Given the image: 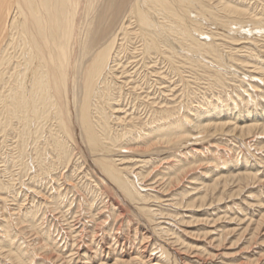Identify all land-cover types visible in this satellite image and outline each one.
I'll list each match as a JSON object with an SVG mask.
<instances>
[{"label":"bare ground","instance_id":"bare-ground-1","mask_svg":"<svg viewBox=\"0 0 264 264\" xmlns=\"http://www.w3.org/2000/svg\"><path fill=\"white\" fill-rule=\"evenodd\" d=\"M232 1L231 0L230 1H228V0H0V133H2L5 136L4 142H7V140L9 141V136L8 135H12V136L14 135L17 138V142H18L17 147L19 148V151H18L19 154H17L18 152L16 154L19 155L17 157H20V160H21V159H24V157L26 155V147L27 148L29 147L28 141H30V139H31L32 142H33V144L31 142L32 150L34 151V153H33L34 157L33 156L32 157L37 162L36 164H38V167L45 173L46 172L50 173L52 171V169H55V168H53L54 167L53 164H54V160L56 158L58 159V160L56 159V161H58L60 163V166H62L61 164H65V166L68 165V163L71 162L75 146H77L76 144L79 143L86 150L88 155L91 156L89 158H93V160L95 161L93 163H95V165L98 167L99 171L102 173L101 174V176L103 175L102 178L103 177L107 178L104 181L108 180L109 183L111 184V186L113 185L112 188H114V185H115L121 191V194L123 195V198H125L126 200H129L130 202H134V203L135 202L138 203L140 201L145 202L146 201V195H144L142 191H144V190H146L147 188H150V187L148 186L146 189L141 190L140 184H139V186L137 184V183L140 182V180L143 179L142 177H145V176H142L143 175V171L142 170L141 171H137V169H135L139 165L138 166L136 165V167H134L133 169L130 167L131 165H129L130 168H128L126 164H125L126 165L125 167L121 166L122 164H119L117 161L120 160L122 162H126L125 158H127V157L129 158V156L125 157L123 155V158L119 159V160H117L116 157H113V155H115L113 153L117 151L116 150L117 146H119L121 148V147H124L123 145H127L126 147H128V145L133 143L132 140H134V142H135V140L137 141L138 137L139 138L141 137V139H140L141 142L143 144H145V146L147 145L146 147L148 149L153 147V145L154 146L155 145H161V144L164 145L163 143H171V146H172V144H174V143H176L177 141H180V140H183V142L184 141L186 142V140H184V138H186L187 135H189V137L192 136L190 134V132H189V129L191 131V128H189V125H194L193 128H195L196 129L195 131H197L199 134H203L204 131L211 130V128H212V130H213V128L219 129V130H224L225 127L228 129L227 132L235 134L236 133L235 130H237L239 128L236 127V128L233 129L231 126H233L235 122L234 123L231 122V119L228 120V117L231 118L233 116L234 117L233 119H235V118L238 119L239 118L241 121L246 122V120L249 121L248 119H249L250 116H248V114L243 111V110H246V109H244V107H243V110L241 109L243 112H241L240 110L238 111V109H237L238 112L236 111L237 113H235L234 111L230 112L231 110L234 109L233 107L230 108V106H233V105L235 106V104L237 103L236 100L234 98L229 99V100H232V103L229 102L230 104L228 103L229 104V107H228L227 100H225V98L227 96L224 98V97L221 96V94H219L218 96L212 95L213 98L210 96L211 99H210V97L207 98V100L209 99L208 101L211 100L212 102H216L214 105L212 104V102L208 103L207 100H206L207 102H204L205 101L204 100L203 101L204 103L202 102L203 104H199L200 103L199 102V103L195 104V105H198V106L191 108V109L200 108L199 115L197 113L193 114V112L191 114H189L191 109L189 110L188 109L189 107H188L187 109H188L189 112H186V114L182 115L180 112H178L182 116H180V117L176 116L177 120L165 121L166 118H170L169 116L172 115V114H170V115L168 114L169 107L164 108L165 106L168 105L167 104V105H165L163 107L164 109L161 108L160 111L157 110L156 114H154L155 111H156L155 110L153 112V114L151 115V119L149 120L150 122L149 121L146 122L147 123L146 125L149 126V128H146V129H148L149 132H146V133L142 132V134H141L140 131L143 130V129H141V130L137 129V130H139L140 134H137V133L133 134L131 128L128 131L127 130L126 131L118 130L119 127L117 128L115 126V124L119 123V122L115 121V123H114L115 117H113V116L115 115L114 113H118L119 114V112H121V109H123V108H118V106H117V105H119L118 104L119 100H118V96L117 95H118L119 92L120 93L122 92V88H123L120 85L121 82L119 80H121L120 78H125L127 76L128 72H130L128 70V68H129L128 65L132 62L130 60V59H132V57L135 58V59L138 58L139 59L138 63H139V61H141V63H144L145 68L148 70L149 68H151V66L148 65L147 60L148 61L151 60L153 58L152 56L154 54H157L158 57H160L162 60H164L167 63H169V67H170V64H171V66L173 67L172 69L175 70L174 72H177L182 77H183V74H181V73H183L186 70V66H187V68H189L190 71H193V72H196V71L197 72H199V71L202 72L204 70H205L204 72H206V73H207V71L210 72V73H208L209 74L208 76H210V80L212 81L214 87L215 86L217 87L219 85L220 86L226 85L227 83L225 84V82L229 78H228V76H226V73H227L226 70H225L226 73H224L223 70L227 69L228 66L231 67L232 65H230L227 62V60H229L228 59L229 56L227 57V54L224 53V51H226V50H223V49L226 48V47L224 48V46H223L225 43L224 42H223L224 44H222V42H221V44L218 43V40H220L219 37H221V38L223 37V39H225L227 37L226 40L228 39L231 42L237 43L240 39L238 40L237 38L235 39V37H233V36L231 37V35H233V34L230 33V30L234 31V30H239V29H245L247 32H249L247 34L252 33V35L253 34H258L259 30H260V33L262 32L261 30H263V32H264V21H263L262 18H260V17L258 18L256 15H253L255 13H253V10L251 11L250 8H246L245 6H239L237 4H234ZM249 3H248V6H249ZM252 7H254V6H252ZM245 20H247V21H245ZM234 25L237 26V28L232 29V27ZM226 29H228L229 32ZM255 32H257V33H255ZM237 34H240V33H238V31H237ZM242 36H244V35H242ZM255 36H257V35H255ZM257 37L259 38V36H257ZM257 37H254V38L258 39ZM262 37H264V36L262 35ZM249 38H251V35H250ZM249 38H248V40H250ZM254 38H253V41L252 40L248 41L247 39H245V40H247L246 43H250L251 42L252 44L256 45L257 41H255ZM135 39L137 40L136 42H135ZM232 39L233 40L235 39L236 42L232 41ZM258 40H260V39H258ZM122 41H124V42H122ZM260 41H264V39L260 40ZM260 41H258V42H260ZM246 43L244 42L245 45H246ZM260 43H262V42H260ZM134 44H137V46H135ZM244 44H242V45H244ZM231 45H229V46L233 47V45L232 46ZM255 45H252L253 49H254ZM236 47H240V45L236 46ZM258 47H259V44H258ZM261 47H263V46H261ZM260 48H258V50H257L258 54L261 53L259 51ZM249 49L252 50L251 46H250V48H248V51H249ZM256 49H257V47H256ZM252 51H250L251 52V57L253 55ZM254 51L256 52V50H254ZM261 51H263V50H261ZM238 52H240V51H238ZM241 54H243V53H241ZM247 54H249V53H247ZM239 55H236V56H239ZM249 55H248V57H249ZM242 57H244V56H242ZM246 57H247V55L245 56V59H246ZM251 59H249V60L246 59L245 61L250 62ZM231 60H230V62H231ZM150 62H152V61H150ZM239 62H240V60H239ZM177 63L178 64L181 63V66H179ZM259 63H262V61H259L258 64ZM236 64H238V63H236ZM251 64H252L251 67H253L255 69V70H252V71L255 72L253 74H256V72H257L260 75L261 81L264 83V68H263L264 64L262 65V68L261 67L259 68L257 66V64L255 65L254 62H251ZM144 65H142V66L144 67ZM249 67L250 66H248V68ZM251 67H250V69H252ZM222 68H223V70H222ZM138 69H136V70H138ZM151 69H153V68H151ZM151 69H150V71H151ZM195 69H196V71H195ZM153 70H156V68H154ZM153 70H152L151 73H153ZM178 71H180V72H178ZM144 73H147V71L144 72ZM156 74L157 73H155V75ZM133 75H134V73H133ZM233 75H236V74L233 73ZM138 76L140 77V75H138ZM185 76H184V78H185ZM166 78H167V76H166ZM136 79H138V77ZM243 79H241V80H243ZM191 80H193V79H191ZM229 82H230V80H229ZM246 82L250 83L248 81H246ZM254 84H255V82H254ZM231 86L233 87V85H231ZM236 86H238V85H236ZM250 86L252 88L255 87V85H250ZM131 87H133V86L131 85ZM158 87L159 86H157V88ZM169 87H167V88H169ZM161 88H163V87H161ZM239 88H241V87H239ZM247 90H249V89H247ZM247 90L244 91V93H247L248 92ZM134 91L136 92L137 90H134ZM163 91H165V90L163 89ZM239 91H237V92L239 93ZM258 91H257V93H259ZM170 92H172V91H170ZM187 92L188 91H186V93ZM251 92H253V91H251ZM261 92L263 94V91H261ZM137 93L139 94V92H137ZM162 93L163 92H161V94ZM231 93L233 95V93H235V92L231 91ZM163 94H162V96H163ZM188 94H190V93H187L186 95H188ZM170 95L171 94H169V96ZM236 95H233L232 97H235ZM242 95H244V94H242ZM246 95L247 96H251L252 94H246ZM255 95L256 94L254 92V95H252L251 97H253ZM142 96L145 97L144 95H142ZM169 96H168V98L171 97V96L170 97ZM239 96L241 98L244 97V96L242 97L241 94ZM160 97H161V95H160ZM258 97H260V96H258ZM145 98H147V96ZM172 98H173V96H172ZM172 98H170V100ZM137 99L139 100L138 96H137ZM186 99H187V96H186ZM245 99L247 100L248 98H243V100H245ZM253 99H255V98H253ZM260 99H261V97H260ZM115 101H116V103H115ZM247 101H249V100H247ZM168 102H169V100H168ZM172 102H175V100L172 101ZM143 103H145V102H143ZM189 103L192 104V102H189ZM193 103H194V101H193ZM158 104H159V102H158ZM191 104H190V106H191ZM258 104H256V105L258 106ZM121 105H123V104H121ZM178 105H176V106L178 107ZM192 105H194V104H192ZM222 105H224V106H222ZM181 106H183V105H181ZM236 106L238 107L237 104H236ZM236 106H235V108H237ZM121 107H123V106H121ZM153 107H155V106H153ZM240 107H242V106H240ZM225 108H227V110H230V109L231 110L227 111ZM172 109H174V108H172ZM257 109L259 110V108H257ZM224 110L227 111L226 114H225V112H223ZM254 110H256V109H254ZM258 110H257V112H259ZM169 111H171V110H169ZM247 111H250V110H247ZM252 112H253V110H252ZM126 113H127V111H126ZM134 113H135V111H134ZM169 113H171V112H169ZM176 114L177 113L175 112V115ZM261 114H260V116H261ZM133 116H134V114L132 115V117ZM222 116H224L226 118L222 119ZM121 117H123V116H121ZM132 117H130V119ZM135 117H136V115H135ZM204 118L205 119L207 118V119L203 120ZM208 118H211V119H208ZM117 119H120V118L117 117ZM132 120H135V119L132 118L130 120L131 121L130 125L132 123ZM262 120H264V118H262V119L260 118V120H259V121H261L260 122L261 124H259V123L255 124L256 122H254V120L252 122L248 123V124H243L240 127L241 132H244V130H248L250 134L253 133V131H255L254 134L264 135V121L262 122ZM233 121H235V120H233ZM255 121L259 122L256 119H255ZM123 122L125 123V121H123ZM125 124H127V123H125ZM138 126H139V124H138ZM121 127H122V125H121ZM129 127H131V126H129ZM76 131H77V133H76ZM135 131H136V129H135ZM192 132L194 133V131H192ZM197 132H196V134H198ZM129 135H131L130 138L128 137ZM193 135L196 138L195 133ZM242 135H244V134L242 133ZM201 136H204V135H201ZM255 136H257V135H255ZM233 137H234V135H233ZM241 137H239V138H241ZM258 137H259V135H258ZM261 137H263V136H261ZM241 139L244 140V138H241ZM260 139L262 140V138H260ZM195 140H197V139H195ZM138 141H139V139H138ZM10 142H8V143H10ZM183 142H182V144H183ZM243 142H246V141H243ZM135 143H137V142H135ZM15 144H16V141H15ZM190 144H188V145H190ZM179 145H181V144H179ZM193 145H191V146H193ZM9 146H11V145H9ZM137 146H138V144H137ZM134 147H136V145ZM11 148H12V146H11ZM120 148H119V150L122 149V148L121 149ZM78 149H79V147H78ZM196 149H198V148H196ZM51 150H54V153H56L57 157L54 158V156H53L54 159L53 160H49L48 159L49 156H47L48 157L47 158L48 160H47L46 159V152L49 155L50 153H48V152L51 151ZM139 150H140V148L137 149V151H139ZM11 151H12V149H11ZM130 151H132V150L130 149ZM190 151H192V148H191ZM77 152L78 151H76L75 152L76 154H74V155H77ZM82 153L83 152H81L80 156L82 155ZM134 153H135V151H134ZM134 153H133V156H134ZM139 153H140V151L138 152V154ZM194 153H196V152H194ZM118 154H119V152H118ZM118 154H117V156H118ZM80 156H78V157H80ZM85 156H86V154H85ZM140 156L142 157V155H140ZM2 157L3 156H1V158ZM17 157L15 156L16 159H17ZM81 157L83 158V156H81ZM86 157L84 159H86ZM195 158H196V156H195ZM29 159H30V157H29ZM76 159H77V157H76ZM84 159H83V161H84ZM182 159H183V161L187 160V159L184 160L183 157H182ZM4 160H6V159H4ZM138 160L140 161L141 159H137V161ZM147 160H150V158L147 159ZM177 160H178V157H177ZM21 161H22V163H21L22 166H21L20 169H22V170H19V171H21V172L24 171L25 172V170L27 168L29 169L28 166H30L29 165L30 163L28 164L26 162V160L25 161L21 160ZM73 161H74V159H73ZM83 161H81V162H83ZM129 161L130 160H127L126 163L129 164L130 163ZM14 162H16V160ZM29 162H31V161H29ZM147 162L148 161H146V163ZM150 162H152V159H151ZM150 162H148V163L151 165ZM189 162L191 163V161H189ZM5 163H7V162H5ZM19 163H20V161H19ZM132 163H134L133 160H132ZM143 163H145V162H143ZM33 164H35V162H33ZM74 164H73V166L75 167ZM183 164H181V165L178 164V166H175L174 163H173V165L169 164L170 166L166 165V166H169V168L167 167V169L165 168V170L170 169L171 166L172 167L175 166L174 170L177 169L178 171L176 170L177 173H173V174H175V176L173 174H171L172 175V177H171L169 175V170H168V175L167 176H170L171 179L168 180V182L166 180V182H167V186L170 189L169 190H165L166 191L165 194L168 193L172 189L171 188L172 184H174L175 182L176 183L180 182L179 180L182 177V174L184 172H186L185 166L187 164H184V165ZM242 164H243V162H242ZM262 164H264V163H262ZM5 165H3V166H5ZM89 165H90V163H89ZM6 166H9V165H6ZM12 166H13V164H12ZM80 166H81V163H80ZM144 166H146V165H144ZM144 166H141V168L144 167ZM263 166H260V167L263 168ZM74 167H73V169L75 171H76V169L78 170V168H76V167L74 168ZM10 168L8 170L11 171ZM30 168H32V167H30ZM62 168H64V167H62ZM17 169H19V168H17ZM33 169H35V168H33ZM64 169L62 170V172H64ZM68 169H71V168L68 167ZM85 169H87V167ZM95 169H96V167H95ZM37 170H35V171H37ZM74 170H72V171H74ZM88 170H90V169H88ZM72 171H71V173H74ZM80 171H82V170H80ZM171 171L172 170H170V172ZM67 172H69V170ZM67 172L65 171V173H67ZM166 172H164V173L166 174ZM3 174H5V173L3 172ZM56 174H57V172H56ZM86 174H84V175L86 176ZM88 174H90V172ZM130 174L133 175V176H130ZM156 174H154V176ZM158 174H161V173H158ZM36 175H38V174H36ZM63 175H62V177L61 176H59V177L63 178ZM66 176H68V173H67ZM97 176H98V173H97ZM167 176L164 175L163 177L165 178ZM252 176H253V178H252ZM39 177H40V175H39ZM6 178L9 179V177H6ZM6 178H5V180L8 182V180ZM11 178H12V176H11ZM14 178H15V175H14ZM30 178H32V177H30ZM82 178H84V177L82 176ZM87 178H88V176H87ZM148 178L150 179V177H148ZM237 178H238V176H237ZM251 178L254 179V174L251 173V172L239 175V180L249 181ZM0 179H2V177ZM34 179H35V177H34ZM39 179H41V177ZM43 179H45V178H43ZM93 179H94V176H93ZM19 180H21V179H19ZM0 181H2V183L4 182L3 180H0ZM15 181H14V183H15ZM30 181H31V179H30ZM50 181H52V180H50ZM67 181H69V180H67ZM77 181L80 182L81 180H77ZM85 181L87 182V180H85ZM97 181H99L98 182L99 185H101V183L103 185L102 180L97 179ZM146 181H147V179H146ZM146 181H144V182H146ZM151 181L152 182H154V181L156 182L155 179H153V180L151 179ZM34 182L35 181H33V183ZM47 182H49V181L47 180ZM158 182H160V181L158 180ZM2 183L0 182V187L2 186ZM14 183H12V184L14 185ZM60 183H61V181H60ZM45 184L47 185V183H45ZM49 184L50 183H48V185ZM62 184H63V182H62ZM62 184H60V185H62ZM142 184H143V182H142ZM149 184H151V183H149ZM27 185H29V183H27ZM27 185H25V186H27ZM51 185H52V183H51ZM67 185H69V184H67ZM102 185L100 187L105 188ZM146 185H147V182H146ZM153 185H157V182H156V184L154 183ZM162 185H164V184H162ZM162 185H161V187H162ZM215 185H217V182L212 184V185H207L204 188L205 189H207V188H211L212 189V188L215 187ZM18 186H17V188H18ZM40 186H38V187H40ZM69 186H71V185H69ZM158 186H160V185H158ZM42 187H43V185H42ZM42 187H41V190H42ZM48 187H50V186H48ZM188 187H190V185ZM196 187L197 186H194V189ZM33 188H34V185H33ZM43 188H45V186ZM51 188L52 187H50V189ZM77 188H79V187H76V189ZM82 188H87V187L84 186ZM157 188H159V187H157ZM34 189H36V188H34ZM45 189H47V187ZM153 189H156V188L153 187ZM186 189H188V188H186ZM190 189H191V187H190ZM4 190H6V189H4ZM7 190H6V193H4L5 195L7 194ZM9 190H12V189H9ZM38 190L40 192V189H38ZM63 190H64V188H63ZM157 190H159V189H157ZM71 191H73V190H71ZM10 192L12 193V191H10ZM18 192H19V190H18ZM24 192L26 193L27 190L23 191V193ZM39 192H38V194H36V193L35 194L36 195L41 194V192L40 193ZM50 192H52V191H50ZM53 192H52V194H53ZM56 192H58V191H56ZM64 192H66V191L64 190ZM76 192H77V190H76ZM94 192L95 191H93V193ZM115 192H116V190H115ZM23 193H22V195H25V193L24 194ZM66 193H69V192H66ZM66 193H63V194H66ZM72 193H74V191L71 192V194ZM95 193H97V192H95ZM144 193H145V191H144ZM9 194H7V195H9ZM169 194L171 195V193H169ZM12 195H14V194H12ZM28 195H29V193H28ZM28 195L25 196V197H28ZM55 195H56V193H55ZM66 195H68V194H66ZM17 196H19V195H17ZM73 196H75V195H73ZM82 196L83 195H81V197ZM104 196H105V194H104ZM163 196H166V195H163ZM190 196H191V194H190ZM5 197L7 198V196H5ZM10 197H12V196L10 195ZM57 197H60V195L57 196ZM68 197L69 196H67V198ZM75 197H77V194H76ZM117 197H119V196H117ZM168 197H169V195H168ZM6 198H3V199H5V201H6V200H8L9 196H8L7 199ZM147 198H148V195H147ZM171 198H173V197L171 196ZM207 198H208V194L207 195L203 194V195L199 196L197 199H192V197H191V201L190 200L188 201L189 204H187V206H189V207L194 206L195 203L198 202L197 200L201 201V206L204 205L205 203L207 204ZM222 198L223 197H221V196L215 198L216 201H217L215 203H220L222 201ZM3 199H1V200H3ZM173 199H175V198H173ZM28 200H30V199H28ZM78 200H80V199H78ZM120 200H122V198H120ZM44 201L46 202V200H44ZM65 201L63 202V200H62V202L64 204H65ZM72 201H74V200H72ZM214 201L215 200L211 201L210 206L212 204H214ZM8 202H10V201H8ZM8 202H7V205L9 204ZM41 202L38 203V204H40V206L42 205ZM81 202L83 203L84 200H82ZM5 203H3V205H5ZM12 203H14V202H12ZM56 203H59V201L56 202ZM63 203H60V206H62ZM67 203H69V202L67 201ZM77 203H78V201H77ZM85 203H88V202H85ZM126 203H127V201H126ZM160 203H162V202H160ZM33 204L35 205L36 203L34 202ZM49 204L50 203L46 202L45 205L48 206ZM152 204H151V206H152ZM174 204H175V206L177 205V203H174ZM128 205H129V203H128ZM143 205H141L140 208ZM54 206H56V205L54 204ZM65 206L66 205H64V207ZM69 206H71V202H70ZM86 206H88V205H86ZM93 206L94 205H92V207ZM138 206L139 205L137 204L136 207H138ZM144 206L146 207V204ZM157 206H158V208H160L159 205H157ZM22 207H24V206H22ZM64 207L61 208V209H64ZM66 207L69 210V207L68 206H66ZM84 207H85V205H84ZM96 207H98V206H96ZM168 207H169V205H168ZM4 208H5V206H4ZM7 208H9V206ZM37 208H36V210H37ZM152 208H153L152 212H154L157 209L154 206H152ZM154 208H156V209L154 210ZM33 209H34V207H33ZM53 209H55V208L53 207ZM93 209H95V208H93ZM185 209H187V208H185ZM189 209H191V208H189ZM195 209H197V208H195ZM1 210H2V208L0 209V212H1ZM4 210H6V209H4ZM88 210H89V208H88ZM92 210H90V211H92ZM139 210H141V209H139ZM159 210L161 211L162 209H159ZM8 211H6V212H8ZM75 211L77 212V211H80V210H76L75 209ZM158 211H157V214H159ZM25 212H26V210H25ZM63 212H65V211H63ZM95 212H94V214H97ZM152 212H151V210H148L147 214L152 213ZM86 213L87 212H85V215H86ZM134 213H135V211H134ZM161 213H163V215H164V212L161 211ZM12 214L14 215V213H12ZM153 214H155V213H153ZM182 214H183V212H182ZM17 215H14V216H17ZM20 215H21V213H20ZM37 215H38V213H37ZM74 215H76V218H77V214H74ZM33 216H34L33 219H34V224H35L36 221H37L35 219V216H36L35 213H34ZM33 216L31 214L30 215V219ZM136 216H137V214H136ZM145 216H148V215H145ZM23 217L25 218L26 216H22V218ZM27 217H28V215H27ZM67 217H68V215H67ZM90 217H92V216H90ZM100 217H101V215H100ZM153 217L154 216H152L150 219H152ZM1 218H0V220H1ZM154 218H155V221H156V217H154ZM4 219L6 220V216H5ZM8 219H10V218H8ZM8 219H7V221L10 222ZM169 219H172V218H169ZM15 220H16V218H15ZM15 220H14V222H15ZM38 220H41V219H38ZM28 221H30V220H28ZM69 221H71V220H69ZM30 222H32V221H30ZM38 222L41 223V221H38ZM38 222L36 223L37 225H38ZM157 222H155V224H157ZM160 222H159V224H160ZM3 223H4V221H3ZM12 223L13 222H11L10 224H12ZM16 223H18L17 220H16ZM150 223H152V222H150ZM13 224H15V223H13ZM30 224H31V227H32V223H30ZM160 225H159V227H160ZM162 225L165 226V223L164 224L162 223ZM2 226L4 228V225H2ZM19 226H22V223H21V225L18 224V227ZM38 226H40V225H38ZM72 226H74V225H72ZM154 226H156V225H154ZM189 226L190 225L188 224V227ZM22 227H24V226H22ZM31 227H30V229L29 228L28 229L31 230L32 229ZM41 227H43V226H41ZM211 227H212V229L210 231H208L205 235H212V233L214 231L213 230L214 226H211ZM10 228H11V225H10ZM80 229H81V227H80ZM144 229L146 230V228H144ZM216 229H218V228H216ZM15 230H17V229H15ZM15 230H13V232H17ZM36 230H37V228H36ZM3 231H4V229H3ZM38 231L39 230H37V232ZM44 231L42 229V232H44ZM158 231H160V230H158ZM162 231H163V229H162ZM76 232H78V231H76ZM217 232H218V230H217ZM9 233H10V231H9ZM18 233H19V231H18ZM160 233H163V232H160ZM164 233H165V231H164ZM10 234H9V236H10ZM13 234L14 233H12V235ZM151 234H153V233H151ZM30 235H32V233H30L29 236ZM36 235H38V234L36 233ZM29 236H28V238H29ZM45 236L47 237V235H45ZM48 236H51V235H48ZM16 237H17V235H16ZM32 237L34 238V236H32ZM32 237H31V239H32ZM74 237L76 238L77 235L74 236ZM9 238L10 237H8V239ZM36 238H37V236H36ZM43 238H45V237H43ZM50 238L51 237H49V239L48 238L47 239L50 240ZM175 238H176V236H175ZM8 239H7V241H8ZM19 239H21V238H19ZM167 239H169V238L167 237ZM178 240H179V238H178ZM216 240H217V237L212 239V241H216ZM36 241H37V239H36ZM3 242H1V243H3ZM10 242H12V240ZM21 242H23V241H21ZM51 242H50V244H51ZM160 242H161V240H160ZM55 243H56V241H55ZM97 243H98V241H97ZM155 244H157V243H155ZM8 245H10V244L8 243ZM15 245H16V243H15ZM31 245H34V243L31 244ZM39 245H41L39 247L40 248L39 253L40 252L41 253L42 252H47V253H50L51 257H52L51 250L48 249L47 245H45V244L42 245L40 243H39ZM55 245H57V244H55ZM174 245H175V243H174ZM184 245L187 248L186 250H188L187 252L194 250L193 246H192L193 244H191V245L190 244H184ZM1 246L3 248L5 245L1 244L0 248H1ZM17 247H19V246H17ZM55 247H57V246H54V248ZM119 247H121V246H119ZM172 247H173V245H172ZM182 247H183V245H182ZM197 247H196V249H200L199 246H197ZM11 248H14V247L11 246ZM39 248H36V249H39ZM60 248H57L56 250H58ZM156 248H158V247H156ZM156 248H155V250H157ZM160 248H161V246H160ZM6 249H10V248L7 247V248H5V250ZM34 249L35 248H33L32 252H34ZM173 249L175 250V247ZM196 249L193 251L194 253L196 251L199 252V250H196ZM5 250L3 249V251H5ZM28 250H30V249H28ZM155 250H154V247H153V251H155ZM8 251H10V250H8ZM8 251L5 252V253L7 254ZM15 251H16V249H15ZM61 251H62V249H61ZM71 251H73V250H71ZM170 251H172V250H170ZM58 252L60 253V251H58ZM198 252L196 254H192V256L200 257L201 255L199 253H201V252H199V253ZM1 254L2 253H0V256L2 257ZM18 254L21 256L20 258H19V256L15 255V254L13 255V253L8 254L7 257L11 261L14 260V263L16 262V264H24V262H25L24 258L27 257V254H24L22 252L21 253L18 252ZM67 254H69V252H67ZM38 255L39 254L37 253V255H33V256H38ZM31 256L32 255L30 254L28 257H29V259L32 260ZM68 256H70V255H68ZM145 256H146V254H145ZM170 256H169V258H170ZM57 258H59L58 255H57ZM196 258H195V260H196ZM55 259H56V257H55ZM185 259H187V258H185ZM33 260H34V258H33ZM59 260H61V258ZM181 260H182V263H183V257H182ZM158 261H159V259H158ZM180 261L178 260V264H179ZM189 261H191V260H189ZM85 262H86V259H85ZM152 262H153V260H152ZM167 262H168V264H170L169 261H167ZM14 263L11 262V264H14ZM31 263H29V264H31ZM40 263H42V262H40ZM198 263H200L199 260H198ZM25 264H28L27 261L25 262ZM100 264H102V263H100ZM103 264H105V262H103ZM118 264H128V262H126L124 260H120L118 262Z\"/></svg>","mask_w":264,"mask_h":264},{"label":"rangeland","instance_id":"rangeland-1","mask_svg":"<svg viewBox=\"0 0 264 264\" xmlns=\"http://www.w3.org/2000/svg\"><path fill=\"white\" fill-rule=\"evenodd\" d=\"M228 1H230V0H228ZM232 2L234 4L239 5V6H245L246 8H250V10L251 11L253 10V13H255L253 15H256L258 18L259 17L262 18L264 21V9H263L264 8L263 7L264 6V0H259V1L258 0H233ZM248 3H249V6H248ZM252 6H254V7H252ZM245 21H247V20H245ZM235 28H237V26L234 25L232 27V29H235ZM226 30H228V29H226ZM239 30H234V31L230 30V33L233 34V35H231V37L233 36V37H235V39L236 38L238 40L240 39L237 43L231 42L228 39L226 40L227 37L225 39H223V37L222 38L219 37L220 40H218V43H220V44H221V42H222V44L225 43L223 46H224V48L225 47L226 48L223 50H226V51H224V53L227 54V57L229 56L228 57L229 60H227V62L230 65H232L231 67L228 66L227 69H224V70L222 68L224 73H226V72L228 73V74L226 73V76H228L229 79L226 80V82H225V84L227 83L226 84L227 86L226 85H222V86L219 85L217 87L216 86L214 87L212 81L210 80V76H208L209 75L208 73H210V72L207 71V73H206V72H204L205 70L202 72H200V71L197 72L196 69H195L196 72H193V71H190V69L187 68V66H186V70L183 73H181V74H183V77H182L177 72H174L175 70L172 69L173 67L171 66V64L169 67V63L162 60L160 57H158L157 54H154L152 56L154 59L152 58L149 61L147 60L148 65L151 66V68H153V69L156 68L157 71L153 70L151 68H149L147 70L145 68L144 63H141V61H139V63H138V60H139L138 58L135 59L132 57V59H130L132 62L128 65V67H129L128 70L130 72H128V74L126 76L127 78L126 77L120 78L121 80H119L121 82L120 85L123 88H122V92L121 93L119 92L117 95L118 100H119V102H118L119 105H117V106H118V108H123V109H121V112H119V114L114 113L115 115L113 116V117H115L114 123H115V121H117L122 125V127H121V125L119 123L115 124V126L117 128L119 127L118 130H122V131L127 130L128 131L131 128L133 134H136V133L140 134V132H141V134H142V132L143 133L149 132L148 129H146V128H149V126L146 125L147 124L146 122L151 119V115L153 114V112L155 110L156 111L154 114H156L157 110L160 111L161 108L164 109L166 107H169L168 114L169 115L172 114V115L169 116L170 118H166L165 121L177 120V117H180V116L186 114V112H189L188 109L190 110L191 108L198 106V105H195L196 103L200 102L199 104H203L204 102H207L209 100V99L207 100V98H209L210 96L213 98L212 95L218 96L219 94H221V96L224 98L227 96L226 97L227 99L225 98V100H227L228 107H229V104L232 103V100H229V99L234 98L237 102L236 104L238 105V107L235 104V106L237 108H235V106L233 105V106H230V108L233 107L234 109L231 110L229 108L231 110L230 111V110H227V108H225L227 111H230V112L234 111L235 113H237L240 110L241 112H243V111L246 112L248 114V116H250L248 119L249 121L246 120V122L241 121L239 118H238L239 120L237 118L233 119L234 118L233 116L232 117L230 116L231 118L228 117V120L231 119V122H233V123L235 122L234 125L231 127L233 129L236 127L239 128V129L235 130V132H236L235 134L227 132L228 129L226 127L224 130H219V129H215V128H213V130H212V128H211V130H206V131H204L203 134H199L197 131H195L196 129L193 128L194 125H189V128H191V131L189 128L188 129H189V132L192 136L189 137V135H187L186 138H184V140H186V142L185 141L183 142V140H180V141H177L176 143L172 144V146H171V143H163L164 145H162V144L161 145H155V146L153 145V147L148 149L146 147L147 145L145 146V144H143L141 142V140H140L141 137L140 138L138 137L140 142L138 141V139H137V141L135 140V142H137V143H135L134 140H132V142H133L132 144L128 145V147H126L127 145H123L124 147H121L122 149L119 146H117V148H116L117 151L113 153L116 156L113 155V157H116V159L119 160V159H122L123 155H124L125 157L129 156V158L128 157L125 158L126 162H127V160H130L129 164L126 162H122L120 160L117 161L119 164H122L121 166L125 167L127 165L128 168L131 167L133 169L134 167H136V165L137 166L139 165L135 169H137V171H141V170L143 171L142 176H145V177H142V178L144 180L141 178L142 179V180H140L141 183L139 182L137 184H138V186L140 184L141 190L146 189L148 186L150 187V188H147L146 190H144L145 193H144V191H142L143 194L146 195V201L145 202L140 201L138 203H136V202L134 203V202H130L129 200H126L125 198H123L121 191L115 185H114V188H112L113 185L111 186V184L109 183L108 180H106L107 182L104 181L107 178L106 177L102 178V176H103V175L101 176L102 173L99 171V169L95 165V163H93L95 161L93 160V158H89L91 156L88 155L86 150L79 143L76 144L77 146H75L71 162H69L70 164L68 163V165H66V166H65V164H61L62 166H60V163L58 161H56L57 156H56V153H54V150L49 151L48 152V153H50L49 155L46 152V159L48 158L47 156H49V158H48L49 160H53L54 158H56L54 160V164H53L54 167L52 166L55 169H52V171H51L52 173L50 172L51 174L49 172H46L47 173L46 174L45 172H43L38 167V164H36L37 162L33 158L34 157V155H33L34 151L32 150L33 142L30 139V141H28V143H29L28 148L29 149L26 147V155H25L24 159H21L23 161L26 160V162L28 164L30 163L29 164L30 166H28L30 170L27 168L25 170V172L23 171L24 172L23 173V172L19 171V170H22V169H20L22 166V164H21L22 161L20 160V157H17V156H19V155H17V154H19V152H18L19 148L17 147V144H18L17 138L14 135L13 136L8 135L9 141L7 140V142H4L5 136L2 133H0V138H1L0 139V166H1L0 167V178L2 177V179H0V180L4 181L6 177H9V179L6 178L8 180V182L6 180L4 181L6 184L3 182L5 185L2 183V181H0L2 183V186L0 187V192L2 191L1 192L2 194L0 193V201H1L0 207L2 208V210L0 212V218L3 216L1 218V220L2 219L3 220L2 221L0 220V234H1L0 235V239H1L0 243L4 241L1 244L2 245L4 244L5 248H7V247L10 248V249L5 250V248L4 247L2 248V246H1L2 249L0 248V253H2L1 254L2 257L0 256V261L3 264H6V263L11 264V262L14 263V260L11 261L7 257L8 254L13 253V255L15 254V255L19 256V258H20L21 256L18 254V252H20V253L22 252L24 254H27V257L30 254L32 255L31 256L32 260L29 259V257L24 258L25 262L27 261L28 264L31 263L32 261H33L32 262L33 264H85V263L86 264H90V263L91 264H100V263L103 264V262H105V264H108V263L109 264H118V262L120 260H124V261L128 262V264H159V263L160 264H162V263L168 264L167 261H169L170 264H175V263L178 264V260L180 261L182 259V257H183V263H182V260L180 261L182 264H194V263L195 264H202V263L203 264H264V166H263L264 164H262V163H264V135L254 134L255 131H253V130H252L253 133H251V134L249 133L248 130H244V132H241V130H240V127L243 124H248V123L252 122L253 120H254V122H256L255 124H258V123L261 124L260 123L261 121H259V120H260V118L261 119L264 118V109H263L264 108V105H263L264 104V101H263L264 100V97H263L264 96L263 95L264 94V88H263L264 83L261 81L260 75L257 72H256V74H253L255 72L252 70H255V69L253 67H251L253 64V63L251 64V62H254L255 65L257 64V66L259 68L260 67L262 68V65L264 64V61H263L264 60L263 59L264 58V52H263L264 51V41H260V40L264 39V37H262V35L264 36V32H263V30H261L262 32L260 33V30H259L258 34L252 35V33L247 34L249 32H247L245 29H239ZM237 31L240 34H237ZM228 32H229V30H228ZM255 33H257V32H255ZM242 35H244V36H242ZM250 35H251V38H249ZM255 35L259 36V38ZM253 36L257 37L260 40L255 39ZM248 38L250 40H248ZM253 38L255 39V41H257L256 45L252 44L251 42L246 43L247 40L253 41ZM235 39L234 40L232 39V41H235ZM245 39H247V40H245ZM136 41L137 40L135 39V42ZM258 41H260L262 43H260ZM122 42H124V41H122ZM244 42L246 43V45L244 44ZM231 44L233 45V47L229 46ZM242 44H244V45H242ZM248 44L251 46L253 51L251 49H249V51H248V48H250V46ZM258 44H259V47H258ZM134 45L137 46V44H134ZM239 45H240V47H236ZM252 45H255L257 47V49L255 46L253 49ZM261 46H263V47H261ZM258 48H260L259 51L261 52L259 54L257 51ZM237 50L240 52H238ZM254 50H256V52ZM261 50H263V51H261ZM250 51L253 52L252 57H251ZM241 53H243V54H241ZM247 53H249L250 55ZM236 55H239V56H236ZM246 55H247L246 59L249 60L252 58L250 60V62L245 61ZM248 55H249V57H248ZM242 56H244V57H242ZM230 60H231V62H230ZM239 60H240V62H239ZM150 61H152V62H150ZM259 61H262V63L258 64ZM236 63H238V64H236ZM142 65H144V67ZM178 65L181 66V63H179ZM248 66H250L252 69H250V67L248 68ZM263 68H264V65H263ZM136 69H138V70H136ZM150 69H151V71H150ZM152 70H153V73H151ZM225 70H226V72H225ZM146 71H147V73H144ZM178 72H180V71H178ZM133 73H134V75H133ZM155 73H157V74L155 75ZM233 73L236 75H233ZM138 75H140V77ZM166 76H167V78H166ZM184 76H185V78H184ZM137 77H138V79H136ZM243 78L250 83H247ZM154 79L155 80L157 79V80L155 81ZM191 79H193V80H191ZM241 79H243V80H241ZM229 80L232 84L229 82ZM254 82H255V84H254ZM249 84L255 85V87L252 88ZM131 85L133 87H131ZM231 85H233V87ZM236 85H238V86H236ZM157 86H159V87L157 88ZM161 87H163V88H161ZM167 87H169L171 90ZM239 87H241V88H239ZM163 89L165 91H163ZM247 89H249V90H247ZM134 90H137V91L135 92ZM246 90L248 92L244 93V91H246ZM250 90L253 92H251ZM170 91H172V92H170ZM186 91H188L187 93H190V94L186 95L187 94ZM231 91L235 92V93H233V95H236V94L237 95L235 97H232L233 95H232ZM237 91H239V93L241 94L242 97L244 96L243 98H248L247 100H249V101H247L246 99H245L246 101L243 100V98H241L239 96L240 94ZM257 91L259 93H257ZM261 91H263V94ZM137 92H139V94ZM161 92L164 93V94L162 93L163 96H162ZM254 92L256 94L255 95L256 97L255 96L251 97L252 95H254ZM169 94H171L170 95L171 97L169 96ZM242 94H244V95H242ZM246 94H252V95L247 96ZM142 95H144L145 97L147 96L148 99L143 97ZM160 95H161V97H160ZM137 96L139 97V100L137 99ZM168 96L170 98H172V96H173V98L170 100V98H168ZM186 96H187V99H186ZM258 96H260L261 99ZM211 97H210V99H211ZM253 98H255V99H253ZM167 99L169 100V102ZM174 100H175V102H172ZM193 101H194V103H193ZM143 102H145L146 104ZM158 102H159V104H158ZM189 102H192V104H194V105H192ZM209 102L211 103L212 101L210 100V101H208V103ZM115 103H116V101H115ZM215 103L216 102H212L213 105ZM121 104H123V105H121ZM180 104L183 105L184 107L181 106ZM190 104H191V106H190ZM256 104H258V106ZM165 105H167V106H165ZM176 105H178V107ZM121 106H123V107H121ZM153 106H155V107H153ZM222 106H224V105H222ZM240 106H242V107H240ZM243 107L246 110H243ZM172 108H174V109H172ZM257 108H259V110ZM237 109H238V111H237ZM254 109H256V110H254ZM169 110H171V111H169ZM199 110H200V108L191 109L189 114H191L193 112V114L197 113L199 115ZM226 110L223 111V112H225V114L227 113ZM247 110H250V111H247ZM252 110H253V112H252ZM257 110L259 112H257ZM126 111H127V113H126ZM134 111H135V113H134ZM169 112H171V113H169ZM175 112L177 113L176 115H175ZM178 112H180L182 115L179 114ZM133 114H134V116L132 117ZM260 114L262 117L260 116ZM135 115H136V117H135ZM121 116H123V117H121ZM117 117L120 119H117ZM130 117L135 119V120H132L131 125H130V122H131L130 120L132 118L130 119ZM223 118H226V117L222 116V119ZM206 119L204 118L203 120H206ZM208 119H211V118H208ZM232 119L235 121H233ZM255 119L258 120L259 122L255 121ZM123 121H125V123H127V124H125ZM263 121L264 120H262V122ZM138 124H139V126H138ZM128 125L131 127H129ZM135 129H136V131H135ZM137 129H139V130L143 129V130H141L139 132V130H137ZM192 131H194L196 138L193 135L194 133ZM196 132L198 134H196ZM76 133H77V131H76ZM242 133L244 135H242ZM201 135H204V136H201ZM233 135H234V137H233ZM255 135H257V136H255ZM258 135H259V137H258ZM130 136L131 135H129L128 137L130 138ZM238 136L239 137L242 136L241 138H244V140L239 138ZM261 136H263V137H261ZM260 138H262V140ZM195 139H197V140H195ZM15 141H16V144H15ZM243 141H246V142H243ZM8 142H10V143H8ZM31 142H32V144H31ZM182 142H183V144H182ZM137 144H138V146H137ZM179 144H181L182 146ZM188 144H190V145H188ZM9 145H11L12 148ZM135 145H136V147H134ZM191 145H193V146H191ZM78 147H79V149H78ZM119 148L122 151L119 150ZM139 148H140V150H139L140 153L138 154L139 151H137V149H139ZM191 148H192V151H190ZM196 148H198V149H196ZM11 149H12V151H11ZM130 149L132 151H130ZM76 151H78L77 155H74V154H76L75 153ZM134 151H135V153H134ZM81 152H83L81 155V156H83V158L80 156ZM118 152H119V154H118ZM192 152L193 153L196 152V153L193 154ZM125 153L126 154L128 153V154L126 155ZM133 153H134V156H133ZM85 154L87 157L85 156ZM117 154H118V156H117ZM140 155H142V157ZM1 156H3L2 157L3 159L1 158ZM15 156L17 157L18 160L15 158ZM53 156H54V158H53ZM78 156H80V157H78ZM195 156H196V158H195ZM29 157H30V159H29ZM76 157H77V159H76ZM85 157H86V159H84ZM177 157H178L179 161L177 160ZM182 157L184 158V160L187 159V160H185L186 162L183 161ZM146 158L147 159L150 158V160H147ZM4 159H6V160H4ZM73 159H74V161H73ZM83 159H84V161H83ZM137 159H141V160L137 161ZM151 159H152V162H150ZM15 160H16V162H14ZM132 160L134 163H132ZM19 161H20V163H19ZM29 161H31V162H29ZM81 161H83V162H81ZM146 161L150 162L151 165L148 162L146 163ZM189 161H191V163ZM5 162H7V163H5ZM33 162H35V164H33ZM88 162L90 163V165ZM143 162H145V163H143ZM182 162L184 164H187L185 166L186 172H184L182 174V177L179 180L180 182L179 183L173 182L174 184L171 185L172 189L168 193L165 194V192H166L165 190L170 189L167 186V182H168V180L171 179L170 178V176L172 177L171 174L177 173V171H178L177 169L174 170V167L178 166V164L179 165L183 164ZM242 162H243V164H242ZM11 163L13 164V166ZM80 163H81V166H80ZM173 163L175 166H173V167L171 166V168L168 169L170 176H167L168 170H165V168L166 169H167V167L169 168V166L173 165ZM5 164L9 165V166H6ZM73 164L75 165L76 168H78V170L76 169V171H75L73 169V167H74ZM3 165H5V166H3ZM129 165H131V166L129 167ZM144 165H146V166H144ZM166 165H169V166H166ZM141 166H144V167L141 168ZM260 166H263V168ZM30 167H32V168H30ZM62 167H64L65 169ZM68 167L71 169H68ZM86 167H87V169H85ZM95 167H96V169H95ZM9 168L11 169V171L8 170ZM17 168H19V169H17ZM33 168H35V169H33ZM63 169H64V172H62ZM88 169H90V170H88ZM35 170H37L38 172ZM68 170H69V172H67ZM72 170H74V171H72ZM80 170H82V171H80ZM170 170H172L173 172L172 171L170 172ZM65 171L68 173V176H66L67 173H65ZM71 171L74 173H71ZM163 171L164 172L167 171L166 174ZM3 172L5 174H3ZM56 172H57V174H56ZM87 172L88 173L90 172V174H88ZM249 172L254 174V179H252L253 178V176H252V178L249 181L239 180V175L246 174ZM97 173H98V176H97ZM153 173L154 174L157 173V174L154 176ZM158 173H161L162 175L158 174ZM36 174H38V175H36ZM84 174H86V176ZM14 175H15V178H14ZM39 175H40L41 179H39L40 178ZM62 175H63V178H61ZM164 175L167 177L164 178L163 177ZM173 175L175 176V174H173ZM11 176H12V178H11ZM59 176H61V177H59ZM82 176L84 178H82ZM87 176H88V178H87ZM93 176H94V179H93ZM130 176H133V175L130 174ZM237 176H238V178H237ZM30 177H32V178H30ZM34 177H35V179H34ZM148 177H150V179ZM43 178H45V179H43ZM19 179H21V180H19ZM30 179L32 182L30 181ZM97 179L102 180L103 185H102V183H101V185L104 186L105 188L100 187L101 185L98 184L99 181H97ZM146 179H147V181H146ZM151 179L152 180L155 179L157 182V185H153L154 183L156 184V182L155 181L152 182ZM47 180L49 182H47ZM50 180H52V181H50ZM67 180H69V181H67ZM77 180H81V181L79 182ZM85 180H87V182ZM158 180L160 182H158ZM166 180H167V182H166ZM14 181H15V183H14ZM33 181H35V182L33 183ZM60 181H61V183H60ZM144 181L147 182V185H146V182H144ZM62 182H63V184H62ZM142 182H143V184H142ZM216 182H217V185H215L214 188H212V189L211 188H207V189L204 188L205 186L212 185ZM12 183H14V185ZM27 183H29V185H27ZM45 183H47V185ZM48 183H50V184L48 185ZM51 183H52V185H51ZM59 183L62 185H60ZM149 183H151V184H149ZM67 184H69L71 186H69ZM162 184H164L165 186ZM188 184L190 185L191 189H190V187H188L189 186ZM25 185H27L28 187ZM33 185H34V188H36L37 190L40 189V192L42 195L41 194L36 195V194H38L39 190L37 191L36 189H34ZM42 185H43V187L45 186V188L47 187V189L43 188ZM158 185H160V186H158ZM161 185H162V187H161ZM17 186H18V188H17ZM38 186H40V187H38ZM48 186L52 187L53 189L52 188L50 189V187H48ZM84 186H86L87 188H82ZM194 186H197V187L194 189ZM41 187H42V190H41ZM56 187L58 189L59 188L60 189L58 190ZM62 187L64 188V190L66 192H69V193L64 192ZM76 187H79V188L76 189ZM153 187L156 189H153ZM157 187H159V188H157ZM186 188H188V189H186ZM4 189H6V190L8 189L7 194H9V193L10 194L5 195L4 193H6V190H4ZM9 189H12V190H9ZM157 189H159V190H157ZM18 190H19V192H18ZM25 190H27L29 195L27 192L26 193L24 192L25 195H22L23 191H25ZM71 190L74 191V193H72L73 195L76 196V194H77V197H75L71 194V192H73ZM76 190H77V192H76ZM115 190H116V192H115ZM10 191H12V193ZM50 191H52V192L54 191L53 194ZM56 191H58V192H56ZM93 191H95L97 193H95V192L93 193ZM55 193H56V195H55ZM63 193H66L68 195L63 194ZM103 193L105 194V196ZM169 193H171V195ZM12 194H14V195H12ZM58 194L60 195V197H57V196H59ZM61 194L63 196L65 195L66 197L64 196L65 197L64 198ZM162 194L166 195V196H163ZM190 194H191V196H190ZM203 194H206V195L208 194L207 204L204 202L205 204L201 206V201L197 200L198 202H196L195 205L192 206L193 208L187 206V204H189L188 201L189 200L191 201V197H192V199H197L199 196H201ZM10 195L13 198L10 197ZM17 195H19V196H17ZM27 195H28V197H25ZM81 195H83V196L81 197ZM89 195L90 196L92 195V196L90 197ZM147 195H148V198H147ZM168 195H169V197H168ZM5 196H7V198L9 196L8 200H6V201H5V199H3V198H6ZM67 196H69V197L67 198ZM117 196H119V197H117ZM171 196L175 199L171 198ZM220 196L223 197L222 201L220 203H215V202H217L215 198L220 197ZM120 198H122V200H120ZM1 199H3V200H1ZM28 199H30V200H28ZM78 199H80L81 201L84 200V202L82 203ZM44 200H46V202L50 203V204L48 206H46L45 205L46 202ZM62 200H63V202L66 200L65 204L62 202ZM72 200H74V201H72ZM213 200H215L214 204H212L210 206V203ZM8 201H10V202H8ZM11 201L14 203H12ZM58 201H59V203H56ZM67 201L69 203H67ZM77 201L79 204L77 203ZM126 201H127V203H126ZM2 202L3 203L6 202L5 205H3ZM7 202L9 203L8 205H7ZM34 202L36 203L35 205L33 204ZM40 202L42 204L41 206H40V204H38ZM70 202H71V206H69ZM85 202H88V203H85ZM160 202H162V203H160ZM60 203H63V205L60 206ZM128 203H129V205H128ZM144 203L146 204V207L144 206L145 205ZM174 203H177V205H176L177 207L175 206ZM54 204L56 206H54ZM137 204L139 205L138 207H136ZM151 204H152V206L157 208V209L154 208V210L156 209L154 212H152L153 208H152ZM64 205L68 206L70 211L68 210V208L66 206L64 207ZM84 205H85V207H84ZM86 205H88V206H86ZM92 205H94L95 207L94 206L92 207ZM141 205H143V206L140 208ZM157 205H159L160 208H158ZM168 205H169V207H168ZM4 206H5V208H4ZM8 206H9V208H7ZM22 206H24V207H22ZM96 206H98V207H96ZM33 207H34V209H33ZM53 207L55 209H53ZM63 207L65 210L61 209ZM36 208H37V210H36ZM88 208H89V210H88ZM93 208H95V209H93ZM144 208L145 209L147 208L146 209L147 211ZM185 208H187V209H185ZM189 208H191V209H189ZM195 208H197V209H195ZM4 209H6V210H4ZM7 209L8 210L10 209V210L8 211ZM75 209L80 210V211L76 212ZM139 209H141V210H139ZM159 209H162L161 211L164 212V215H163V213H161V211ZM25 210H26V212H25ZM90 210H92L93 212ZM133 210L135 211V213ZM148 210H151L152 213L147 214ZM6 211H8L9 213ZM63 211H65V212H63ZM157 211L159 212V214H157ZM24 212L28 215L29 218L27 217V215ZM85 212H87L86 215H85ZM94 212L97 214H94ZM182 212H183V214H182ZM12 213H14V215H17V214L18 215L14 216ZM20 213H21V215H20ZM34 213L37 216V217L35 216V219L37 220L36 223L38 221H41V223L38 222V225H40V226H38L36 223L34 224V219H33ZM37 213H38V215H37ZM153 213H155V214H153ZM31 214L33 217H31V219H30ZM74 214H77V218H76V215H74ZM136 214H137V216H136ZM67 215H68V217H67ZM100 215H101V217H100ZM145 215H148V216H145ZM5 216H6V220L4 219ZM22 216H26V217L22 218ZM90 216H92V217H90ZM152 216L156 217V221H155L154 217L152 219H150ZM168 217L172 218V219H169ZM8 218H10L11 220ZM15 218H16L18 223H16ZM37 218L41 219V220H38ZM7 219L10 222H8ZM13 219L15 220V222ZM27 219L32 221V222L28 221ZM69 220H71V221H69ZM3 221L5 224L3 223ZM154 221L155 222L158 221L157 224H155ZM11 222L15 223V224L12 223L14 226L12 224H10ZM150 222H152V223H150ZM159 222L161 225H162V223L163 224L165 223V226L166 225L167 226L165 227L164 225H162L163 226L162 227L159 224ZM21 223H22V226H24V227H22V226L18 227V224L21 225ZM30 223H32V227H31ZM188 224L191 227L190 226L188 227ZM2 225H4V228ZM10 225H11L12 229L10 228ZM72 225H74V226H72ZM154 225H156V226H154ZM159 225H160V227H159ZM41 226H43V227H41ZM211 226H214V228H215V229L213 228L214 231H213L212 235H205L208 231H210L212 229ZM30 227L32 228L31 230H29ZM80 227H81V229H80ZM14 228L17 230H15ZM36 228H37V230H39L38 232H37ZM41 228L43 229V231L44 230L45 231L42 232ZM144 228H146V230ZM216 228H218V229H216ZM3 229L6 233L3 231ZM162 229H163V231H162ZM13 230H15L17 232H13ZM158 230H160V231H158ZM217 230H218V232H217ZM9 231L11 234L9 233ZM18 231H19V233H18ZM76 231H78V232H76ZM164 231H165V233H164ZM160 232H163V233H160ZM8 233L10 234V236ZM12 233H14V234L12 235ZM30 233H32V235L29 236ZM36 233L38 235H36ZM151 233H153V234H151ZM75 234L77 235L76 238L74 237V236H76ZM16 235H17V237H16ZM45 235H47V237ZM48 235H51V236H48ZM28 236H29V238H28ZM32 236H34V238ZM36 236H37V238H36ZM175 236L177 239L175 238ZM8 237H10L11 239L9 238L10 239L9 240ZM31 237H32V239H31ZM43 237H45L46 239ZM49 237H51L50 240H48ZM167 237L169 239H167ZM216 237H217V240L212 241V239L216 238ZM19 238H21V239H19ZM178 238H179V240H178ZM7 239H8V241H7ZM36 239H37V241H36ZM11 240H12V242H10ZM160 240H161V242H160ZM21 241H23V242H21ZM49 241L50 242L52 241L51 244ZM55 241H56V243H55ZM97 241H98V243H97ZM7 242L14 248H11V246L8 245ZM15 243H16V245H15ZM33 243L35 246L31 245ZM39 243L42 245L45 244L48 246V249L51 250L52 257H51V254L47 253V252H42V253L40 252L39 253V251H40L39 247L41 246V245H39ZM54 243L57 245H55ZM155 243H157L158 245ZM174 243H175V245H174ZM184 244H190V245L193 244L192 246H193L194 250L196 249L197 246H199L200 249H196V250H199V252H201V253H199L198 251H196L194 253L193 252L194 250L187 252L188 250H186L187 248L185 247ZM172 245H173V247H172ZM182 245H183V247H182ZM17 246H19V247H17ZM54 246H57V247L54 248ZM119 246H121V247H119ZM160 246H161V248H160ZM153 247H154V250L156 247H158V248H156L157 250L153 251ZM174 247H175V250L173 249ZM33 248H35V249L39 248V249H36L37 251L34 249V252H32ZM57 248H60V249L56 250ZM3 249L5 251H3ZM15 249L17 252L15 251ZM28 249H30V250H28ZM61 249H62V251H61ZM8 250H10V251H8ZM71 250H73V251H71ZM170 250H172V251H170ZM7 251H8V253L6 254L5 252H7ZM58 251H60V253ZM67 252H69V254H67ZM197 252L201 255L200 257L192 256V254H196ZM37 253L39 254L38 256H33V255H37ZM145 254H146V256H145ZM57 255L59 258H57ZM68 255H70V256H68ZM169 256H170V258H169ZM55 257H56V259H55ZM194 257L195 258L197 257L196 260ZM33 258H34V260H33ZM60 258H61V260H59ZM185 258H187V259H185ZM1 259L2 260L4 259V260L2 261ZM85 259H86V262H85ZM158 259H159V261H158ZM152 260H153V262H152ZM189 260H191V261H189ZM198 260L200 263H198ZM25 262H24V264H25ZM40 262H42V263H40ZM180 262H179V264H181ZM14 264H16V262Z\"/></svg>","mask_w":264,"mask_h":264}]
</instances>
